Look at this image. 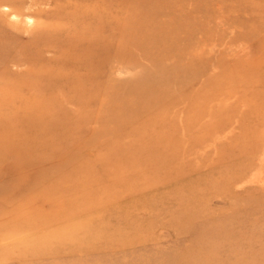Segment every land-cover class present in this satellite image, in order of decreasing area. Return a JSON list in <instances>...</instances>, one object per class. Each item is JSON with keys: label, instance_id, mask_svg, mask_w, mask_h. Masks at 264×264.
Segmentation results:
<instances>
[{"label": "rangeland", "instance_id": "1", "mask_svg": "<svg viewBox=\"0 0 264 264\" xmlns=\"http://www.w3.org/2000/svg\"><path fill=\"white\" fill-rule=\"evenodd\" d=\"M146 1L0 0V124L27 121L25 136L42 130L36 115L58 122L33 143L53 156L36 179L1 175L15 158L0 155V264H244L260 252L264 263V0H186L179 62L148 55L162 34L133 22L176 12ZM156 60L168 70L148 88ZM172 79L175 100L159 99ZM163 118L173 128L157 144L183 169L154 181L131 145Z\"/></svg>", "mask_w": 264, "mask_h": 264}, {"label": "bare ground", "instance_id": "2", "mask_svg": "<svg viewBox=\"0 0 264 264\" xmlns=\"http://www.w3.org/2000/svg\"><path fill=\"white\" fill-rule=\"evenodd\" d=\"M186 3H187L186 0H147L145 2L146 7H151V9L153 11H156V13H158L156 7L161 6V5L168 6V7H166L165 11L170 10V11L176 12L175 15L167 16V19H170V20H166V22H163V23H160V21H150L147 23L143 22V21L133 22L134 25L137 24L140 27H145L147 25H153V26H151L152 30L154 29L153 32L156 34L157 30H159L158 34H162L161 40L153 38V40L155 42L153 41L151 47L153 48L154 53L148 54L149 56H154L155 53H157V50H159V51H162V53H163L164 57H166V59H167V57L170 58L173 56L176 58L177 62H179L180 56H187L188 54H190V50H189L190 48L189 47L176 48L175 46H171V43L173 41H176L177 33L179 31L187 29V27H186L187 21L185 18H182L184 21L183 24H178V23H175L173 21V20H175V18L177 16H181L180 13H182V9H183L182 6ZM197 6H199V5H197ZM162 12H164V11H162ZM162 32H164V33H162ZM161 42L164 44H168V46L167 47L166 46L165 47L159 46V44ZM0 59H5V58L0 57ZM156 61H155L156 67L153 71H151L149 74H148V72H145L142 74V77H143L142 80L148 81V84H147L148 88L152 87L151 82L154 85L155 79L157 77H159L158 75L164 73L165 70H168L163 65L162 66L160 65L161 62L159 60H156ZM156 63H157V65H156ZM193 66H194V64H193ZM189 71H193L191 69V67L189 68ZM189 71H188V69L179 70L180 75H183V76H189L190 75ZM34 77H36V78H34ZM34 77L31 79V82L36 83V82L42 81V80H40V75H36ZM173 80L174 79H172L168 82V84L165 86V89L156 91L157 97L159 99L167 98L170 100H175V97H173V94H170L171 93L170 89H168L170 86H173V83H172ZM58 81H59V79L49 78L48 82L50 83V85L47 89H51V90L54 89L55 84ZM138 85H141V84H138ZM138 88H139V86L137 87V89ZM207 101L208 100L205 99V102H207ZM146 103H147V105H153L154 101L153 100H146ZM199 115H200V113L196 112V116H199ZM154 120H156V119H153L152 121H154ZM158 120L159 119H157V121ZM30 121L36 122V123L40 122L42 125V130L39 133L36 132V134L35 133H32V134L26 133L25 136H27V137L22 135V131L24 130V124L23 123H26L25 125H27V123H28L27 121L21 122L19 120L14 119V121H7V122L0 124V139L4 141L3 143H0V155H4V156L12 155L15 158L13 165L11 167H8L7 170H5V169L1 170V175L2 174L8 175V174H10V172L12 170V171L16 172V175L18 178H20V179L23 178L25 180L32 181V180L36 179L37 176L42 174V171L36 170L39 167L38 168H35V167H37L39 165L41 166V165H43V164H45V163H47L53 159V156H51L52 154L41 153V152H43V144L40 146H37V145H34L33 143L36 141H41V143H45L51 137H54L53 132L55 131V128L57 130V126H58V122L56 123V121H55V116L53 114H51L50 116H42L40 114V115H36L33 119L31 118ZM161 121L163 123L165 121V119L163 118ZM149 124L152 125V123H149ZM168 127H170L169 131L171 128H173L171 123L164 122V127L162 128V130H158L155 132L152 131L153 133H151V135L149 134V137H145L146 134L140 135L139 137L137 135L138 140L136 142H134L133 145H131V147L132 146L137 147V146L143 145V148H145L144 153H141L139 155L138 161H136L134 163V168H139L140 170L145 169L147 172H151V174H152V172L154 174V171H157V173H156L157 177H156V179H154V181L157 179H160L161 174L164 176L168 175L169 177L170 176L175 177V176L179 175L183 169V168L182 169L179 168L178 170H173L172 165H174L175 163L172 162L173 159H172L171 155L169 154L167 156L168 153H165V150L162 151V149H161L162 147H160L157 144V138L159 135L160 136H162L163 134L168 135V132H167ZM133 132H131V133L133 134ZM171 132L174 133V130L173 131L171 130ZM163 138L165 139L166 136H164ZM172 138H170V139H172ZM170 146H171L170 143H167L165 148H168ZM140 148H142V147H140ZM59 161L70 162L71 159H67V158L61 156ZM123 164H124V161H123ZM191 169H192L191 166H186L187 171L191 170ZM27 173H30V175L28 176ZM158 174H160V176H158ZM133 175H134V173H133ZM53 176H55V175H53ZM43 180L44 179H42L41 181L43 182ZM161 182H163V179L161 180ZM161 182L158 181L152 186H135L132 188V190L130 192L125 193V194L126 195H128L130 193L133 194V193L139 192V190H141V189L144 190L145 188L146 189H149V188L154 189V188H157L158 186H156V185H159ZM230 183L231 184H229V185H232L235 182L232 181ZM123 185H124V183H123ZM125 185H127V183ZM102 186L104 188V185H102ZM34 188H36V185L35 186L33 185L32 189H34ZM104 189L106 190V188H104ZM127 189H128V187H127ZM121 194H123V192ZM113 197H114V195H113ZM116 197H117V195H116ZM116 199H114V200L116 201ZM102 201H104V200H102ZM109 201L112 202V200H110V199H109ZM102 204H104V203H102ZM62 207L67 208L64 206H62ZM72 207H73V205H72ZM67 211H69V210H67ZM65 216L71 217V214L70 213H64L61 216H58V217L56 216L54 218V220H52V221L43 222V225L53 223L54 221L57 222V221L63 219V217H65ZM207 225H212V224L209 223ZM196 232L198 235H200L202 233V230L196 229ZM112 236L115 237L117 243L133 244L136 240L135 237L131 234H114ZM65 250L67 251V249H65ZM239 256L242 259H245L244 264H264L263 261H260L262 259L261 258L262 252H260L259 254L255 255V256H248V255H245L244 253L240 254ZM244 256L246 258H244Z\"/></svg>", "mask_w": 264, "mask_h": 264}]
</instances>
